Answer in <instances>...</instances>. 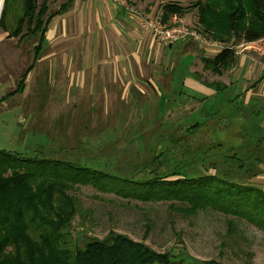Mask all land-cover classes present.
I'll use <instances>...</instances> for the list:
<instances>
[{"label":"rangeland","instance_id":"rangeland-1","mask_svg":"<svg viewBox=\"0 0 264 264\" xmlns=\"http://www.w3.org/2000/svg\"><path fill=\"white\" fill-rule=\"evenodd\" d=\"M48 1L50 11H53L56 5L52 4L51 0ZM202 1L158 0L160 5L155 15H161L160 6L163 4L175 3L180 8V15L176 14L175 18H182L186 23L200 27L197 22L198 3ZM38 2L42 1L38 0ZM229 4L227 0L218 1L216 23L219 28H226L229 25ZM9 8L0 26V98L18 87L20 74L33 59V47L36 42L35 38L30 37V32L26 33V26H23L17 37L13 36L18 20L25 12L23 0H14ZM245 8L247 17L237 23L234 31L237 42H242L239 38L242 29L253 22L250 17L252 11L250 3H246ZM33 19H36V14ZM204 34L210 40L218 41L209 33ZM260 42L264 44V38ZM187 63L190 65V61ZM185 64L184 61L182 66ZM39 72L41 76L46 70L42 68ZM180 73V71L174 72L176 83L180 82ZM40 80L36 77L29 80L27 78L23 84L24 93L12 95L0 102V149L29 156L67 158L73 162L95 167L120 179L131 177L135 182L145 181L153 177L155 172L163 174L173 169H180L188 177L201 173H214L259 187L264 184V179L259 174V170L263 169L256 159L258 153L254 158L248 155L252 150L244 147L242 134L232 132V127L222 122L223 118L215 119L214 124L198 125L208 119V116L202 118L196 108L184 110L182 104L185 96L181 93L171 94L169 111L160 109L154 117H139V120L134 118L138 120L137 123L142 124V129L134 125L128 129L123 127L122 133H119L120 128L110 129L112 131L110 133H98L89 131L92 128L90 125L79 124L77 120L81 118L68 117V115L59 118V110L67 112V109L65 110L67 105L61 102L60 104L63 105L57 109L55 106L57 103L52 99L47 100L48 86L40 85ZM40 86V94L36 97L35 90H39ZM231 103L222 101L220 93L218 99L212 98L201 102L200 106L202 105L201 109L209 114L218 113L219 116H223L232 111ZM229 119L231 118L227 117L224 121ZM69 121L74 122L69 124ZM223 125L226 129L222 128ZM161 152L169 163L167 167H164L165 165L158 167L156 164L155 157ZM174 162H179L182 167H176ZM239 162L242 166H239ZM91 192V189L86 188L79 193L83 197L84 205L93 206L96 211L92 224L89 222L88 226H84L86 232L84 241L89 236L101 238L118 224L117 222L114 224V219L108 216L109 209L113 214L115 205L102 204L104 201L99 203L100 200L95 201L89 196ZM98 194L100 199L107 202L111 200L107 198L110 193L98 191ZM118 208L120 207L117 206L116 209ZM166 208V204H161L151 213L154 218L148 242L162 251L176 246L184 247L186 254H180L182 252L177 247L174 249L176 256L173 258L184 259L181 264H205L209 260L219 264H244L250 254L253 264H264L263 230L247 222L236 220L237 231L229 235L228 217L219 213L206 211L185 217L176 212L169 213ZM114 217L116 218V215ZM130 217L133 220L138 218L137 215ZM127 218L129 217L126 215L121 218L122 223L117 226V230L129 232L136 238L142 237L144 227L139 226V222L134 223L136 221L134 220L132 227L126 228L124 222L130 220ZM80 223L82 221L76 217L74 226L80 229Z\"/></svg>","mask_w":264,"mask_h":264},{"label":"trees","instance_id":"trees-1","mask_svg":"<svg viewBox=\"0 0 264 264\" xmlns=\"http://www.w3.org/2000/svg\"><path fill=\"white\" fill-rule=\"evenodd\" d=\"M13 1H3L0 26ZM71 1L66 0L59 9L50 11L48 0L41 3L38 0H23L25 12L18 20L13 36L17 37L26 26V33L30 32V37L36 41L34 55L20 74L16 90L4 95L0 102L24 91L23 84L39 59L48 23ZM218 1L203 0L198 3L197 19L202 32L231 46L211 58H202L205 70L214 74H220L221 67L233 57L232 46L237 43L234 31L237 23L247 17L246 3L251 5L253 22L242 29L239 38L246 43L264 38V0H227L230 12L226 28H219L216 23ZM179 9L175 3H165L161 6L160 16L168 21L180 15ZM155 160L160 167L169 164L162 152ZM174 164L182 167L179 162ZM239 166H242L241 162ZM86 188L92 190L89 196L95 201L115 205L113 214L109 209L108 216L114 219V224H118L103 237L89 236L84 241V226H88L89 222L92 224L96 215L95 208L85 206L79 194ZM98 191L110 193L107 198L111 200L100 199ZM161 204H166L169 213L176 212L185 217L206 211L228 217L229 235L237 231L236 220L264 231V189L247 182L214 173L188 177L180 169L163 174L155 172L153 177L135 182L131 177L120 179L67 158L29 156L0 149V264H181L184 259L175 260L174 249L177 247L182 252L180 254H186L184 247L162 251L148 242L154 218L151 213ZM117 206L120 208L116 209ZM125 215L130 219L124 222L126 228L132 227L134 220V223L139 222V226L144 227L142 237L136 238L129 232L117 230ZM132 215L138 218L133 220ZM76 217L82 221L80 229L74 226ZM248 256L244 264H253L251 254ZM205 264L219 263L209 260Z\"/></svg>","mask_w":264,"mask_h":264},{"label":"crops","instance_id":"crops-1","mask_svg":"<svg viewBox=\"0 0 264 264\" xmlns=\"http://www.w3.org/2000/svg\"><path fill=\"white\" fill-rule=\"evenodd\" d=\"M65 1L51 0L56 5L53 11ZM157 1L127 0L124 5L116 0H72L48 23L39 59L28 80L40 78V85L48 86L46 99L57 103V109L61 102L66 103L67 112L59 110V118H81L79 124L90 125L89 131L98 133L115 128L122 133L123 127L134 125L142 129L136 122L139 117H154L160 109L169 111L171 94L181 93L185 96L184 110L196 108L202 118L208 116L201 126L223 118L232 132L242 134L244 147L252 150L248 155L254 158L258 153L256 159L263 169L259 174L264 179L261 39L233 44L232 59L221 67L220 74H214L205 70L202 58H211L219 50L192 40L164 45L141 30L140 17L132 8L153 16L159 10ZM42 68L46 72L40 76ZM177 71L181 72L179 84L174 77ZM40 89L35 90L36 97ZM220 93L222 101L232 102L229 114L212 115L201 109V102L218 99ZM227 117L231 119L224 121Z\"/></svg>","mask_w":264,"mask_h":264},{"label":"built area","instance_id":"built-area-1","mask_svg":"<svg viewBox=\"0 0 264 264\" xmlns=\"http://www.w3.org/2000/svg\"><path fill=\"white\" fill-rule=\"evenodd\" d=\"M126 5L127 0H116ZM140 17V28L142 31L149 33L157 42L170 45L176 42H184L188 40L196 41L205 48L221 51L228 47L219 41L210 40L202 30L195 24L186 23L182 18H173L174 20L164 21L161 16H145L141 12H137ZM231 47V46H229ZM233 47V46H232Z\"/></svg>","mask_w":264,"mask_h":264},{"label":"water","instance_id":"water-1","mask_svg":"<svg viewBox=\"0 0 264 264\" xmlns=\"http://www.w3.org/2000/svg\"><path fill=\"white\" fill-rule=\"evenodd\" d=\"M3 1H4V0H0V13H1V10H2Z\"/></svg>","mask_w":264,"mask_h":264}]
</instances>
